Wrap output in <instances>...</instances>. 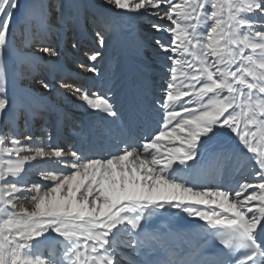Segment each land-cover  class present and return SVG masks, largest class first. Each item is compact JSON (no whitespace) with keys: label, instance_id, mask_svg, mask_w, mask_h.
I'll return each mask as SVG.
<instances>
[{"label":"snow or ice","instance_id":"1","mask_svg":"<svg viewBox=\"0 0 264 264\" xmlns=\"http://www.w3.org/2000/svg\"><path fill=\"white\" fill-rule=\"evenodd\" d=\"M104 4L147 21L159 34L151 45L163 65L155 85L145 75L142 100L127 113L110 96L62 85L81 107L119 123L120 135L102 154L15 134V121L31 111V93L17 85L59 51L47 44L33 50L34 43L15 49L17 30L25 41L39 33L30 8L0 0V121L8 128L0 131V264H264V0ZM66 19L89 27L78 8ZM90 23L100 47L111 31L130 26L95 14ZM39 26L50 30L47 14ZM145 46L143 38L133 41L137 59ZM102 58L91 52L90 73L100 74ZM37 83L50 91L47 80ZM145 114L156 127L143 128ZM216 138L225 144L209 157L202 150ZM34 161L59 167L40 168L44 183L30 182ZM177 214L198 231L153 223Z\"/></svg>","mask_w":264,"mask_h":264},{"label":"bare ground","instance_id":"2","mask_svg":"<svg viewBox=\"0 0 264 264\" xmlns=\"http://www.w3.org/2000/svg\"><path fill=\"white\" fill-rule=\"evenodd\" d=\"M54 3L56 4L51 5V7L57 8V14L59 16V18L55 19V21L54 18L52 19L54 13L52 15V10L50 11V8H48V6H50L48 0H20L22 8H30V19L33 23L35 32L39 33V35L37 36L35 42L25 41V39L21 36L20 32L17 30L15 33V38L13 39V47L17 50H28L32 47L34 43L35 47L33 50H38L42 44L51 45L52 47L59 50L60 47L57 45H59V42H63V40L65 45L64 48L59 51L58 57L49 58L45 55L43 56L42 60L36 62L38 65L36 67V70L31 76L19 82V84L17 85V91L31 93L30 97H26V100L31 103V107L36 108L40 105H43V103L49 102L51 104H56L59 109L61 108L62 110H64V112L73 117V124L69 126L71 127L72 134L69 137L64 134H61V138L65 139L66 143L69 142L66 145L67 147L65 148L64 146L58 145H56L55 147H59L64 150L84 149L90 146V144L87 145V143H90V139H92L95 140L92 144V147L95 150H100L102 154H104L107 151L108 145L120 135L122 129L119 123H109L108 121L103 119L102 114L93 112L85 107H81L80 102L76 100V98L71 94V91L66 92L67 90L63 91L61 90V88L57 89V87L52 86H58L57 81H59L60 74H58L57 72H64L69 67H74V65H77V68L79 70L86 71L88 70L87 66L91 63L89 61V55L91 54L90 45L88 44L89 41L85 40L83 43L78 44L76 46V41L73 40L72 36L70 35L68 29L70 25L69 23H67L68 20L66 19V17L74 14L78 8L81 14L86 15V18L89 20V23L91 22L95 14L97 16L103 15L111 17L118 25H130V30H132L133 27H139L138 29L143 27V32L133 30V33L131 31H128L129 28L127 30H119V28H116L111 31L109 35H107L106 44L104 47H101L102 50L101 48L97 49L103 53V61L101 65H96V67L100 69L99 75H101L103 72L107 74L110 67L113 69L111 72L108 73V76L109 74L114 73L113 70L115 68V64H117L116 73L119 72V77L121 79V81L119 82L121 87L119 92L120 94H122H119L117 97H120L118 98L120 101H126L128 97L130 100L128 101V104L125 107V110H123L125 113H127L129 109L134 108L138 103L141 102L142 81L144 80L145 75H148L153 78L149 81V83L153 85H155L156 81L160 78L159 70L163 65V58L156 54V50L151 45L153 37L158 36L159 34L155 32H150L146 27L147 21L145 20L131 19L130 21L128 17L118 15L112 12L109 6L104 4V0H54ZM42 14H47L48 24H50V26L55 29H53V31H56V35L54 36L53 40L57 41V43L47 41L46 37H44L45 32L43 36L40 35V32L44 31L41 30L39 26V21ZM91 27L95 30V26L91 25ZM91 32L94 31H90V33ZM122 34H125L129 37L128 43L125 42V38H123V41L121 40ZM115 38H117L119 41L117 51L114 45ZM137 38H143L146 42L143 60L137 59L132 51V43ZM74 44L75 47L73 46ZM122 56H124V61L121 60ZM129 62L132 63L133 68L135 70L134 72L129 67ZM28 63L31 64L33 62L31 59H29ZM99 75L91 74L88 77L84 78L85 82L83 83V86H85L86 88V85L94 84L93 81L98 80ZM52 76H56V79L53 80ZM108 76L106 77L107 80L110 79V77L108 78ZM42 77L51 84L50 91H45L44 89L40 88L39 84L37 83V80L43 79ZM130 78L132 80V83H134L135 85L131 86V84L129 83L131 81ZM126 84L128 88L125 87ZM63 88L66 89L65 87ZM91 91L95 92V90ZM152 91L155 92L157 91V89L153 87ZM148 98L151 99V96L149 95ZM26 117L27 114L18 118L19 120L17 119L14 123V132L16 135H18L21 140H23V136H20V134H26V130L23 128L24 120ZM53 122L54 119L51 120L50 123ZM139 123L143 126V128L150 129L156 127L154 123V117L150 114L143 115ZM53 125L54 123L47 125L43 128L44 130L52 132ZM2 129L5 132L8 131V128L6 127L5 123L3 121H0V131ZM40 132L42 131L36 130L33 133V137L39 138L40 141L46 140L48 135ZM84 141L86 142V145ZM224 144L225 142L222 138H216L213 141L209 142L206 149L202 151H205L206 154L211 157V154L222 146H224ZM32 164L34 166L29 168L25 179L30 182L38 183H44L43 181H40L38 175V170L40 168L59 167L55 163H37L34 161L32 162ZM229 179H231V177H229ZM207 182L211 183V181ZM186 221L193 220H190L186 215L177 214L171 217H162L158 220H154L153 223L162 228L170 227L174 233L179 234H191L198 231L197 227L188 229L181 228V224Z\"/></svg>","mask_w":264,"mask_h":264},{"label":"rangeland","instance_id":"3","mask_svg":"<svg viewBox=\"0 0 264 264\" xmlns=\"http://www.w3.org/2000/svg\"><path fill=\"white\" fill-rule=\"evenodd\" d=\"M48 2H49V5L50 6H48V8H50V11L52 10V15H53V13H54V15H53V17H52V19L54 18V21H55V19H58L59 18V16H58V14H57V8H52L51 7V5H53V4H56V3H54V0H52V2H51V0H48ZM51 3V4H50ZM51 14V13H50ZM56 43V42H55ZM1 131H3V129L1 130ZM7 132V131H6ZM25 134V133H24ZM21 136H23V135H21Z\"/></svg>","mask_w":264,"mask_h":264}]
</instances>
